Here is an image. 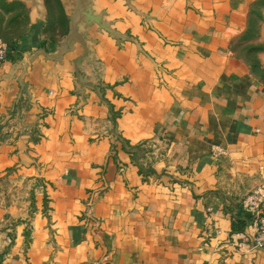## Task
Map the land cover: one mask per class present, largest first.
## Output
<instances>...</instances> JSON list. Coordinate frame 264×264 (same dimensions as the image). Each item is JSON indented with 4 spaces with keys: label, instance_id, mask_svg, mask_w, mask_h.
Instances as JSON below:
<instances>
[{
    "label": "crops",
    "instance_id": "1",
    "mask_svg": "<svg viewBox=\"0 0 264 264\" xmlns=\"http://www.w3.org/2000/svg\"><path fill=\"white\" fill-rule=\"evenodd\" d=\"M88 1L133 39L79 27L100 96L76 91L80 49L21 80L71 0H5L28 20L0 34V264H264L242 208L264 185V83L232 50L264 0Z\"/></svg>",
    "mask_w": 264,
    "mask_h": 264
},
{
    "label": "water",
    "instance_id": "2",
    "mask_svg": "<svg viewBox=\"0 0 264 264\" xmlns=\"http://www.w3.org/2000/svg\"><path fill=\"white\" fill-rule=\"evenodd\" d=\"M25 1L30 3L32 7L36 6L37 4V0ZM126 1L129 3V0ZM71 4L73 6V10L71 16L69 17V32L59 44L57 53L49 54L44 48H41L27 57L26 61L21 63V68L23 70L21 80L23 79L29 64L39 57H44L47 61H50L55 65H63V56L65 54L75 53L77 49H80V57L72 64V73L75 74L76 77V91L80 95H83L84 90L89 88L93 89L100 96L101 88L91 87L90 85L86 84L79 72V67L81 63L86 60L88 54V49L86 46V33H80L79 27L83 25L84 29H89L91 27L98 26L99 31L107 32L117 41H133V39L113 29L112 24L104 19L103 14L95 16L91 9V3H89L88 0H71ZM111 118L115 124V119L112 114ZM112 138L114 139V142L116 140L123 142L116 134V131L113 132Z\"/></svg>",
    "mask_w": 264,
    "mask_h": 264
},
{
    "label": "rangeland",
    "instance_id": "3",
    "mask_svg": "<svg viewBox=\"0 0 264 264\" xmlns=\"http://www.w3.org/2000/svg\"><path fill=\"white\" fill-rule=\"evenodd\" d=\"M26 13L22 4H9L0 0V34L4 38L20 36L27 27ZM6 17L9 20L6 21ZM232 50L248 65L253 75L264 83V1L253 5L249 24L234 41Z\"/></svg>",
    "mask_w": 264,
    "mask_h": 264
},
{
    "label": "built area",
    "instance_id": "4",
    "mask_svg": "<svg viewBox=\"0 0 264 264\" xmlns=\"http://www.w3.org/2000/svg\"><path fill=\"white\" fill-rule=\"evenodd\" d=\"M6 57V46L0 44V62ZM218 155H223V152L216 151ZM243 210L250 215L255 227L253 236V244L251 250L264 248V185L256 187L250 191L242 201ZM1 262V259H0Z\"/></svg>",
    "mask_w": 264,
    "mask_h": 264
},
{
    "label": "trees",
    "instance_id": "5",
    "mask_svg": "<svg viewBox=\"0 0 264 264\" xmlns=\"http://www.w3.org/2000/svg\"><path fill=\"white\" fill-rule=\"evenodd\" d=\"M263 214H264V210H263Z\"/></svg>",
    "mask_w": 264,
    "mask_h": 264
}]
</instances>
